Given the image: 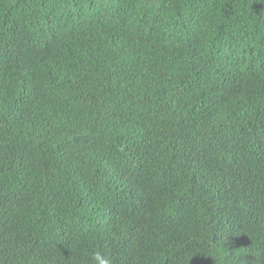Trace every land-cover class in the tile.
<instances>
[{
    "label": "trees",
    "instance_id": "trees-1",
    "mask_svg": "<svg viewBox=\"0 0 264 264\" xmlns=\"http://www.w3.org/2000/svg\"><path fill=\"white\" fill-rule=\"evenodd\" d=\"M264 264V0H0V264Z\"/></svg>",
    "mask_w": 264,
    "mask_h": 264
},
{
    "label": "clouds",
    "instance_id": "clouds-1",
    "mask_svg": "<svg viewBox=\"0 0 264 264\" xmlns=\"http://www.w3.org/2000/svg\"><path fill=\"white\" fill-rule=\"evenodd\" d=\"M91 259L95 262V264H110V260L101 255L98 251L92 253Z\"/></svg>",
    "mask_w": 264,
    "mask_h": 264
}]
</instances>
